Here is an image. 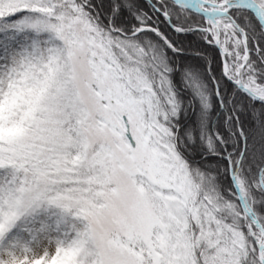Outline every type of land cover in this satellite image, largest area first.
<instances>
[{"label":"snow or ice","instance_id":"snow-or-ice-1","mask_svg":"<svg viewBox=\"0 0 264 264\" xmlns=\"http://www.w3.org/2000/svg\"><path fill=\"white\" fill-rule=\"evenodd\" d=\"M0 264H264V0H0Z\"/></svg>","mask_w":264,"mask_h":264}]
</instances>
